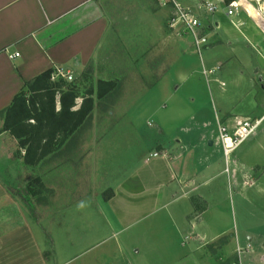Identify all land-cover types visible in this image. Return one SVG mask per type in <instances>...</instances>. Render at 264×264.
I'll list each match as a JSON object with an SVG mask.
<instances>
[{
  "label": "crops",
  "instance_id": "obj_1",
  "mask_svg": "<svg viewBox=\"0 0 264 264\" xmlns=\"http://www.w3.org/2000/svg\"><path fill=\"white\" fill-rule=\"evenodd\" d=\"M179 1L185 8L192 10L200 17L205 25L203 34L207 37L208 43L203 47L204 61L202 49L200 53L197 51L191 36L182 27L176 30L168 27L172 10L158 6L153 0H0V264H48V259L42 258L44 250L40 244L39 217L37 213L32 212V204L28 202V199L26 201L24 191L29 181L33 179V172L44 161L60 151L47 157L35 169L28 168L24 164V152L19 151L21 153L18 154L16 140L3 131L5 112L14 97L23 90L25 83L43 73L63 69L72 76L79 77L87 70L105 72L109 65L111 70L117 68L120 54L125 57L130 55L133 60L134 54L141 53L148 62L147 74H143V85L146 86L148 82L150 85L148 79L151 71L158 73L155 82L148 87L143 96L148 95L162 84L163 79H168L171 75V79L169 77L171 82L166 83V86L172 88L171 94H168L170 96L178 91L180 93L185 83H191L189 80L195 74L204 76L199 68L193 69L194 64L197 63L196 58L189 54L194 51L198 52L202 67L220 69L213 79L216 85L221 83L225 68H230L226 74L233 86L229 92L232 95L229 96L230 98L234 96L232 93H238L242 83L233 78L231 66L235 62L240 63L239 70L245 69L240 74L243 78L247 74V69L255 68L254 74L248 79L245 78L248 89L244 94L259 108L257 117L253 120L264 118V20L259 19L253 9L249 10L250 14L245 10H238L233 16H228L223 4L218 5H223V9H218L217 6L214 13H208L199 0ZM208 1L216 4L218 0ZM152 3L156 5V9L152 8ZM254 49L259 52L256 53L258 57L255 62L251 53ZM152 50H159L158 54ZM16 54L19 56L12 59L11 57ZM158 56L159 62L156 64L154 61L158 60ZM131 69L130 76L134 77L136 67L132 65ZM97 80L106 79L97 77ZM211 84L212 82L206 84L210 92ZM192 86L187 102L196 103L194 94L197 86L195 84ZM215 93L220 100L225 99L222 98L224 92L221 96L218 87H215ZM143 96L141 95V98ZM157 109L151 112V116L160 113V108ZM115 113L120 117L119 112L110 111L109 115L113 117ZM229 113L222 114V111L215 113L218 128L227 126L231 129L244 120L252 121L249 115L239 116ZM92 115L93 112L90 117ZM201 115L203 116L204 113H191L190 119L195 122ZM184 122L186 121H182L181 124ZM85 123L70 141L78 137ZM263 123L264 120L261 125ZM151 124H147L148 128L153 126ZM185 126L186 123L180 128ZM183 132L190 133L188 130ZM158 134H163L160 126ZM201 135L204 136V134ZM201 135L196 137L194 134L183 138L176 136L173 140L147 136L149 141L145 148L147 147L148 150L142 155L144 163H141L142 168L147 172L140 174L139 179L143 183L145 179L153 186L146 188L142 183L146 191L143 190L141 195H135L136 191L123 193L128 198H138V200L155 196L158 205L161 204L164 209L177 203L178 212L183 213L186 221L190 223L179 226V231L185 236L183 240H179L182 243L185 242V246L192 241L193 247H197L193 239L204 241L207 245L211 243L209 247L217 248L216 253L220 255L217 262L220 261L221 264H225L231 254L238 255L236 248L250 249L251 252L258 249L263 251L264 234L256 232L258 228L254 225L247 231L251 235L248 238L247 248L242 247L239 235H237L236 245L233 246L234 239L230 238L232 228L223 227L225 215L229 217L231 211L225 207L220 198L234 190L235 195H239L240 215L264 216V208L260 211L258 207H246L245 203L248 199L244 196L247 190H255L257 194L264 193L262 183L264 129L259 132L258 128L255 134L238 148L240 151L234 154L237 149L228 158L224 155L220 134L218 135L222 148H219L216 154L206 149L204 143L208 139L201 138ZM68 143L63 149L68 146ZM210 143V146L214 145L213 142ZM77 144L72 145V152L80 150L81 143ZM242 147L244 149L241 151ZM252 150L259 151V156H254ZM154 154L158 156L154 157ZM233 154L234 158L230 163L229 160ZM222 155L226 161L222 159ZM53 169L54 167L51 171ZM55 177L59 176H55L53 170V174L48 177L49 182L52 183L48 185L53 188V194L50 200L47 198V208L56 206L62 210L61 215H70L72 213L69 201L71 193L65 186L61 189L56 186ZM62 179L66 182L65 177ZM216 179L220 182L212 185L211 183ZM117 193L115 192L114 198L117 197ZM82 208L86 209L81 205L75 207L79 211ZM211 209L214 223L208 225L216 227L217 233L208 242L207 235L197 229L203 226L204 216ZM215 216H217L216 220ZM60 225L64 226L67 233L73 228L69 219L64 220ZM78 230H80L79 227ZM80 237L82 240L86 239L84 233ZM66 239L70 243V239ZM29 248L36 251L32 257L28 253ZM26 249L30 256L24 253Z\"/></svg>",
  "mask_w": 264,
  "mask_h": 264
},
{
  "label": "rangeland",
  "instance_id": "obj_2",
  "mask_svg": "<svg viewBox=\"0 0 264 264\" xmlns=\"http://www.w3.org/2000/svg\"><path fill=\"white\" fill-rule=\"evenodd\" d=\"M152 4V8L156 9V5ZM218 7V9H223V5ZM193 50L196 49L193 48ZM203 50L202 48L204 61ZM152 51L158 54L159 50ZM251 53L255 62L258 57L256 53L259 52L254 49ZM189 56L196 58L197 63L194 64L193 69L199 68L201 72L204 69H218L202 67V60L198 52L192 51ZM242 59L244 60V58ZM154 62L156 64L159 62V56L158 60L156 59ZM147 63V58L141 53L134 54L133 60L130 55L125 57L120 54L118 66L113 70L110 69V65L105 72L87 70V74L91 76L94 83L98 81L97 77H103L115 82L116 88L107 97L95 99V111L93 110V115L87 120L78 137L69 141L68 146L58 154L44 161L32 174L33 179L29 181L24 195H26V201L28 199V202L32 204V212L38 214L40 244L44 250L42 258L48 259V264H194L192 262L221 264L220 261L217 262V259L220 258V255L216 253L217 248L209 247L211 243L207 245L204 241L193 239L197 243V247H193L192 241L185 246V242L182 243L179 240H183L185 237L179 231V226L190 223L186 221V216L183 213L178 212L177 206L179 205L177 203L164 209L161 204L158 205L155 196L138 200V198H128L123 192L136 191L135 195H141L143 190L146 191L144 187L153 186L151 182L144 179V176H142L144 183L139 179L140 174L147 172L141 166V163H144L142 155L148 150L147 147L145 148L149 141V137L147 141V136L157 137L161 140L164 138L173 140L176 136L183 138L196 134V137H199L204 134L200 137L208 139L204 143L206 149L216 154L222 147L215 113L222 111V114L230 112V115H249V119L254 121L259 108L251 98H246L244 93L248 89L245 78L248 79L249 76H252L256 69H247V74L243 78L240 74L245 69L239 70L240 63L235 62L231 66L233 78L242 81L238 93H232L233 98L229 97L232 96L229 92L233 86L229 82V76L226 75L229 67L225 68L221 83H217V85L213 83V79L220 69L208 77L199 75V73L195 74L189 80L191 83H185L180 93L178 91L169 96L172 88L166 86V83L171 82L170 75L168 79H163L162 84L156 89L143 96V93L149 89L148 87L155 82L156 76H158L156 71H151L148 79L150 85L149 82L146 86L143 85V74H147ZM132 65L134 68L136 67L134 77L130 76ZM81 76L74 75L73 80L76 81ZM207 80L212 82L213 97L206 85L209 83ZM192 84L197 86L194 94L196 103L187 102L193 89ZM215 87L219 88L221 96L224 92V97H222L225 98L224 100L219 99L220 97L215 93ZM80 103L81 100H78V106ZM157 108H160V113L151 116V112ZM110 111L119 112L118 115H121L118 117L115 113L111 117ZM194 112L204 113V115L192 122L190 117ZM182 121H186L184 128H180L184 124H181ZM148 123H152L153 126L151 124L152 127L148 128ZM187 123L189 124L187 125ZM159 126L163 129L162 135L158 134ZM179 128L181 130L178 133ZM263 129L264 123L259 127V132ZM183 130H188L190 133L185 134ZM210 142H213L214 145L210 146ZM77 143H81L80 150L72 152V145ZM243 149L244 147L241 148V151ZM239 151L238 149L234 154ZM252 153L254 156H259L260 152L252 150ZM234 154L230 157V163L233 161ZM222 159L226 161L223 155ZM52 167H54L55 176H59L55 177V185L60 189L65 186L71 193L69 201L72 213L70 215H61L62 210L56 206L47 208V198L50 200L53 194V188L48 185H52L48 180V177L53 174ZM62 177H65L66 182H63ZM32 181L34 182L31 185ZM219 182L220 180L216 179L211 184L217 185ZM262 183L264 184V178ZM28 187L31 188L30 191H28ZM115 192H118L116 198H114ZM244 196L248 199L245 203L246 207L254 206L262 211L264 193L257 194L255 190H247L244 192ZM37 197L39 198L36 199ZM238 198L239 195H235L234 190L220 198L225 207L231 211L229 217L225 215L223 227L232 228L230 238L234 239L232 240L233 246L236 245L237 235H239L242 240L241 245L246 249L248 238L251 236L247 233L249 228L254 225L255 228H258L256 232L264 234V216L240 215ZM79 205L86 209L82 208L80 211L75 209ZM180 208L182 209V207ZM212 215L213 210L211 209L204 216L203 226L197 229L207 235L208 242L217 233L216 227L209 226L214 223ZM68 219L73 228L67 233L64 226L60 224ZM216 219L217 216H215ZM83 233L86 237L85 240L80 237ZM66 238L70 239V243ZM236 250L238 255L231 254L225 264H264L263 249V251L258 249L259 251L253 250L252 252L250 249L236 248ZM24 253H30L32 257L36 251L29 248L28 253L27 249L24 250ZM181 260L183 262H180Z\"/></svg>",
  "mask_w": 264,
  "mask_h": 264
},
{
  "label": "trees",
  "instance_id": "obj_3",
  "mask_svg": "<svg viewBox=\"0 0 264 264\" xmlns=\"http://www.w3.org/2000/svg\"><path fill=\"white\" fill-rule=\"evenodd\" d=\"M54 72L25 83L5 112L3 131L16 140L18 154L24 152V164L31 169L61 151L92 114L95 99L107 97L116 88L113 81L94 83L87 71L73 82L53 80Z\"/></svg>",
  "mask_w": 264,
  "mask_h": 264
},
{
  "label": "built area",
  "instance_id": "obj_4",
  "mask_svg": "<svg viewBox=\"0 0 264 264\" xmlns=\"http://www.w3.org/2000/svg\"><path fill=\"white\" fill-rule=\"evenodd\" d=\"M158 6L162 8H168L172 10L171 17L168 20V27L171 30H176L182 27L183 30L191 36L193 45L200 53L201 49L208 43V39L204 36L203 31L205 25L194 12L190 9L185 8L179 0H153ZM204 10L208 13H214L219 4H223L226 7L228 16H233L238 10H245L246 13L250 14L249 10L253 9L259 19L264 20V0H218L217 3L209 2L208 0H199ZM16 54L14 57H18ZM217 70L209 69L203 70V75L208 77L209 75L215 74ZM52 79L61 78L67 82H73V76L63 69L54 70ZM263 119L257 121L244 120L240 122L234 128H228L223 126L219 128L220 139L223 145L224 155L228 158L234 153L243 143L251 138ZM157 157L158 154H154Z\"/></svg>",
  "mask_w": 264,
  "mask_h": 264
}]
</instances>
